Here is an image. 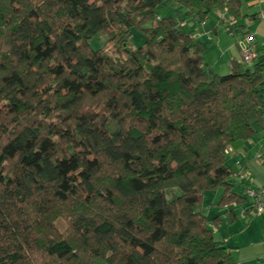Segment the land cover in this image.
Here are the masks:
<instances>
[{
  "label": "trees",
  "instance_id": "16d2710c",
  "mask_svg": "<svg viewBox=\"0 0 264 264\" xmlns=\"http://www.w3.org/2000/svg\"><path fill=\"white\" fill-rule=\"evenodd\" d=\"M243 2L0 0V264L231 262L201 202L238 201L226 151L263 129L264 46L215 75L157 10Z\"/></svg>",
  "mask_w": 264,
  "mask_h": 264
},
{
  "label": "crops",
  "instance_id": "0c3cea01",
  "mask_svg": "<svg viewBox=\"0 0 264 264\" xmlns=\"http://www.w3.org/2000/svg\"><path fill=\"white\" fill-rule=\"evenodd\" d=\"M245 1L247 7H257L258 10L252 15L241 16L243 22L236 21V25H229L232 26L229 27L225 22L219 21V14H217L219 12H215L217 22L211 30L206 29L207 24L204 27L198 24V30L202 32L197 36L193 33L190 35L203 47L200 38L206 36L210 40L212 35H219L221 28L227 30V34L237 35L239 38L247 33H256L257 45L259 48L263 47L264 26L257 16L264 9V0ZM187 15L194 20L192 14L187 13ZM179 16L178 19H180ZM227 54L229 52L222 54L223 69L220 63L221 58L212 62L210 58L203 56L204 65L213 74L215 71L219 73L215 75H227L231 72L232 64L240 61V58L232 56L227 58L225 56ZM231 149L232 153L228 156L227 165L234 173L232 193L237 195L238 201L230 204L221 203L222 190H217L214 193L205 194L206 197L201 202V212L204 216L207 215L208 227L214 239L224 243L229 249L231 255L229 264H264V216H257L253 213L252 199L247 194V191L264 185V126L263 129L256 128L252 139L238 142ZM240 175H244V181L240 180ZM202 203L203 207L207 203L208 212H205L206 214L202 210Z\"/></svg>",
  "mask_w": 264,
  "mask_h": 264
},
{
  "label": "rangeland",
  "instance_id": "374dc122",
  "mask_svg": "<svg viewBox=\"0 0 264 264\" xmlns=\"http://www.w3.org/2000/svg\"><path fill=\"white\" fill-rule=\"evenodd\" d=\"M257 10H258L257 7L249 8V7H247L246 2H243V6L241 8V16H243L245 14L252 15ZM177 11H180V8L175 9V7L172 4H167L164 6H160L158 8L157 15L159 18L173 17L176 22H177V20L179 21L178 15H180L179 16L180 20L183 22L182 27L188 34L193 33V35L197 36L198 33L202 32V30L201 31L198 30V26H199L198 23H196L195 20H193L191 17H189V15H187V13L185 11L182 10L183 11L182 15L179 14V12L177 13ZM217 14H219L218 19L222 23L225 22V24H227L228 26L230 25V23H233V25H236L235 24L236 21H233V22L229 21L227 13L219 12ZM240 20H241V22H243V19H240ZM205 21L207 24L206 29L211 30L215 26V23L217 22V16L214 13L213 15H210ZM232 26H229V27H232ZM200 37L201 36H199V38ZM240 39L241 38H239V36H237V35L227 34V30H224L222 28L220 29L219 35L218 36L212 35L210 40L206 36H204V37L202 36L200 38V41L204 47L203 56H207V59L210 58V60L212 62H214V61L216 62L218 60V58H221L220 63H222L221 67L223 69L224 68V64H223L224 60H222V57H223L222 54L223 53L226 54L227 52H229V54L225 55V56H227V58L230 56L235 57L237 59L240 58L239 46H238ZM144 41H145L144 37L140 33H137L134 31L132 34V37H131V43L130 44L134 48H138V47L143 46ZM102 44L106 45L107 43H106V39H103V37H101V36L96 37L91 43V45L95 49L98 48ZM105 47H106V51H108V52L112 51L111 45L108 44ZM214 73L219 74L216 71ZM209 193H214V192H209ZM206 195H207V193H206ZM166 196H167V199L170 200L171 198L179 197L180 192L178 190H174L171 192L168 191V192H166ZM204 197H206L205 194H204L202 199H204ZM202 210L204 211V213L208 212L207 203L205 204L204 207H203V203H202ZM205 216H207V215H205ZM59 228L62 230L64 228V224L60 223Z\"/></svg>",
  "mask_w": 264,
  "mask_h": 264
},
{
  "label": "built area",
  "instance_id": "2783aa9c",
  "mask_svg": "<svg viewBox=\"0 0 264 264\" xmlns=\"http://www.w3.org/2000/svg\"><path fill=\"white\" fill-rule=\"evenodd\" d=\"M230 1V0H229ZM226 13V12H225ZM260 23L264 26V9L261 10L257 16ZM230 22L235 21L231 16L228 15ZM206 21L200 24L201 27H204ZM233 25V23H230ZM256 33H249L241 36V39L238 43L239 52H240V61L239 63L243 65H250L258 56V45L256 42ZM232 153V149L226 151V155L229 156ZM240 180L244 181V175H240ZM248 196L252 199V211L257 216H264V185L247 191Z\"/></svg>",
  "mask_w": 264,
  "mask_h": 264
}]
</instances>
